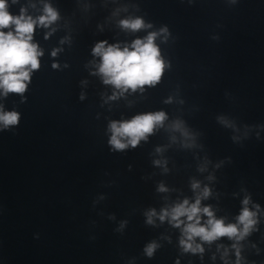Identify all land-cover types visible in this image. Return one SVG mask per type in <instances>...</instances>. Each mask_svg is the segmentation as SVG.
I'll use <instances>...</instances> for the list:
<instances>
[{
  "label": "water",
  "instance_id": "water-1",
  "mask_svg": "<svg viewBox=\"0 0 264 264\" xmlns=\"http://www.w3.org/2000/svg\"><path fill=\"white\" fill-rule=\"evenodd\" d=\"M48 2L58 9L60 19L47 40L45 30L34 32L44 55L26 101L21 103L16 94L0 101L21 113L17 127L0 132V264H172L178 254V230L166 222L146 225L143 212L191 197V179L212 189L202 204H211L217 216L232 219L241 189L264 206V132L259 141L255 129L243 138V124L264 123V0ZM29 3L36 7L28 12L38 15L39 0H19L10 11ZM137 16L153 27L129 32L117 24ZM161 25L167 26L169 36L165 43L159 38L156 43L170 62L161 81L145 86L142 93L107 100L111 87L86 67L93 44L130 42ZM64 36L70 43L61 45ZM54 47L63 51L51 58ZM53 59L68 67L51 69ZM159 110L167 119L147 141L135 149L109 151L110 120ZM221 116L239 131L220 124ZM177 119L195 135V147H182L179 133L167 127ZM234 135L241 139L233 141ZM154 159L165 160L168 171L154 166ZM205 160L207 170L199 172ZM209 173L212 181L205 179ZM161 182L171 191L157 192ZM122 220L127 224L117 232ZM154 239L161 248L148 259L142 247ZM259 246L264 249V244ZM213 252L215 243L205 245L203 264H221L218 253L215 261L209 259ZM249 258L264 259V251ZM189 259L200 264L187 254L181 264Z\"/></svg>",
  "mask_w": 264,
  "mask_h": 264
},
{
  "label": "clouds",
  "instance_id": "clouds-1",
  "mask_svg": "<svg viewBox=\"0 0 264 264\" xmlns=\"http://www.w3.org/2000/svg\"><path fill=\"white\" fill-rule=\"evenodd\" d=\"M19 0H0V101L6 99L10 94L20 97V102L26 101L25 93L31 84V79L41 67V58L44 49L34 40L36 29L45 30L43 38L47 40L57 29L56 22L60 19L58 9L52 6L48 0H39L40 8L38 15H32L28 8H35L36 4L29 3L27 7L21 5L18 12L10 11L11 6ZM192 3V0H188ZM236 3L237 0H229ZM113 15H116L114 12ZM121 30L137 32L139 30L151 29L153 25L145 22L142 17H125L117 21ZM169 36L166 25H161L157 30L148 31L143 37H137L130 42L108 43L107 40L96 41L90 49L92 60L86 67L89 74L99 78L102 84L111 87V95L107 100H116L126 93L143 92L145 86L154 87L160 81L165 71L170 68V62L164 57L159 45L165 43ZM70 43V38L64 36L59 44ZM63 49L54 47L50 50L51 58L57 57ZM51 69L59 70L67 68L68 64L61 65L55 59L50 64ZM81 84L84 81L80 82ZM84 93L81 92L79 99L83 100ZM171 98L165 100L169 103ZM21 113L15 108L8 110L3 102H0V132L9 131L17 127ZM167 115L164 111L141 112L128 119L110 120L106 131L109 133L107 145L110 152H121L135 149L141 141H147L148 136L154 130L164 126ZM217 120L233 132L239 131L235 123L225 117H217ZM172 132L179 133L182 147L192 148L196 146L195 135L191 133L184 122L177 119L167 126ZM245 129L243 138L248 139L249 130L255 129V139L260 140L261 132H264V123L243 124ZM173 141L176 136H172ZM233 141H239L240 136H232ZM157 153L161 148L155 149ZM154 166H159L163 172H167L166 161L154 159ZM208 161L205 160L197 168L199 172L207 170ZM217 163L214 168L219 167ZM131 164L128 165L131 170ZM207 181L214 179L209 173L205 177ZM189 188L191 197L184 196L176 198L170 203H165L159 210L148 208L143 212L144 223L155 227L157 222L167 223L171 228L178 230L176 247L178 254L173 258L172 264H181V258L186 254L195 256L203 264L205 245L211 247L215 243V252L211 253L209 259L215 261L217 253L221 264H264V259H250L249 256L259 257L264 251L259 245L264 244V206L252 198V194L246 189L239 201L237 213L229 220L225 216H217L216 209L211 204H202L212 195V189L208 184L191 179ZM156 191L168 193L171 191L162 182L156 186ZM235 195V193H233ZM103 198V197H101ZM167 200V197H165ZM114 218L109 216V219ZM127 224L126 220L119 223L116 231L120 232ZM258 233L255 241L249 239ZM225 238L228 243H216ZM161 239L171 243V238L162 236ZM161 248L157 240H149L142 247L144 257L152 259L156 251ZM186 264H192L189 259Z\"/></svg>",
  "mask_w": 264,
  "mask_h": 264
}]
</instances>
